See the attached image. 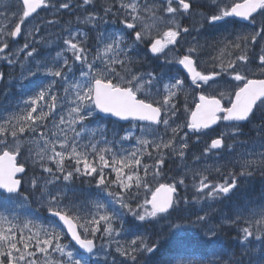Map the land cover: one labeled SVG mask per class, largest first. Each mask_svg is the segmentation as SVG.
<instances>
[{
    "label": "snow or ice",
    "instance_id": "1",
    "mask_svg": "<svg viewBox=\"0 0 264 264\" xmlns=\"http://www.w3.org/2000/svg\"><path fill=\"white\" fill-rule=\"evenodd\" d=\"M211 4L212 13L206 17L209 24L231 18L252 26L251 31L220 42L223 47L210 58L211 72L199 69V45L169 58L179 46L181 34L190 31L181 20L192 17V0H9L3 4L0 59L9 64L15 62L12 57L16 55L10 41L21 37L22 26L36 20L41 10L52 12L54 18L35 24L28 36L41 31L42 25L58 24L60 17L77 9L82 14L75 16L76 23L95 30L96 36L90 45L89 31L67 21L60 50L28 69L29 77L43 75L45 81L36 85L19 112L0 118V205L5 208L0 212V264H90L97 255L98 239L106 242L101 245L102 252L115 245L120 264H140L141 257L158 251L160 241L150 243L146 235L126 230L124 217L130 215L140 225L159 224L169 220L181 203H190L179 195L187 174L173 182L160 180L169 156L185 159L189 133L199 139L200 134L208 135V130L215 131L213 126L225 122L227 131L212 138L202 155L231 150L233 145L225 138L235 141L259 113L262 124L258 132L264 136V0H211ZM117 21L119 29L101 30L102 24ZM258 42L257 68L251 71L247 67L249 52ZM141 45L156 59L163 57L166 64L179 65L186 75L166 78L155 70H138ZM28 48L25 40L21 51ZM36 52L32 48L27 56ZM226 52L228 59H224ZM189 87L199 90L191 106L186 95ZM181 96L185 97L183 122L178 115ZM105 117L131 122V130L122 136L112 132L109 139L110 130L102 123ZM131 140L137 145L135 150H116L117 143L123 147V141ZM145 156L153 163H147ZM248 156L256 158L241 157L239 172L230 171V179L223 183H210L207 170H191L192 187L201 194L194 201L229 197L237 189V175L252 176L254 170H264V151L249 152ZM28 162L40 171L29 183L51 218L44 222L32 218L21 222L18 216L5 214L10 206L27 202V196L21 199V190ZM80 177L91 178L111 199L98 197L90 204L77 203L69 185ZM208 208L203 215L197 214L194 222L201 225V239L208 245L206 259L198 264H214L212 258L222 254L215 246L212 205ZM246 211L247 215L237 210L234 217L222 218L223 224L238 227L242 250L240 258L233 253L223 264H244V255L251 264L254 242L260 244L256 264H264V203L253 204ZM180 228V224H169L170 230ZM65 236L87 255L62 243ZM109 254L105 252L106 257Z\"/></svg>",
    "mask_w": 264,
    "mask_h": 264
},
{
    "label": "rangeland",
    "instance_id": "2",
    "mask_svg": "<svg viewBox=\"0 0 264 264\" xmlns=\"http://www.w3.org/2000/svg\"><path fill=\"white\" fill-rule=\"evenodd\" d=\"M196 1H199V0H196ZM209 1L211 3V0ZM6 2H9V0H0V9H2L3 4ZM77 14H82L79 9H77L74 14H65V15L67 16V18L70 17V20L72 21V24H73V20H75V16ZM207 16L209 15L201 16L200 20L198 19L196 15L193 17V22H196L199 25L205 24L204 29H203L204 31H199L196 35L192 37L190 36L185 37L184 41L181 42L180 47L186 52V50L192 45L201 46L199 55H202V57H200V60L198 59L199 66L201 63L200 69L205 72H211L214 69L212 67L213 61L210 58L212 56L217 55L218 49L223 47V44L220 42L223 41L225 37H227L228 39H233L236 34L251 31L252 26L249 25L247 21L238 22L231 18L226 22L220 21V22H217L215 25H213V24L208 23L206 19ZM51 18H54L52 12L44 10L42 13H40V16L38 19L32 21L31 24H27V27L23 26L22 40L18 42L10 41L11 52L16 53V55L12 57V59L15 61L13 64H9L7 63L6 60L0 59V73L3 74V79H0V118L12 112H19L24 107L23 101L32 94V91L36 87V85L41 83L42 81H45L46 78L43 75L29 77L28 69L34 68L37 62L48 58L50 55L54 56L55 52L60 50V47H62L61 38L65 35L62 29L65 27L66 22L69 20H65V19L61 20L60 18V22L54 26L42 25L41 31L34 33L33 36H28L27 33L33 28L35 24L40 23L44 19H51ZM259 20L260 18L257 19L258 23H259ZM75 22L76 20L74 21V23ZM4 23H5L4 18L0 17V25H3ZM73 27H79L82 31H89V44L91 45L95 42V36H96L95 30H92V31L90 29L88 30V28L82 24L81 25L77 24ZM100 27H101V30L112 31L115 29H119L121 25L117 21V23L115 24L110 22L107 25L102 24ZM216 38H219V39L216 40ZM25 40H27L29 44V48L21 51V49H23ZM141 46L142 48H145L144 45H141ZM32 48H36L37 52L34 54L33 57H28L27 52L30 51ZM259 52H260V43L258 42V44L249 52L251 63L247 67L251 71H256L257 66H255L254 64L258 63V60L256 59V54ZM2 55L3 54H0V56ZM67 55H70V54H67ZM175 55L176 54L174 53V51L170 52L169 58ZM140 56H141V61H144L150 58L149 53H147L146 50H141V49H140ZM224 59H228L227 52L224 55ZM179 70H180L179 65L171 64L170 66H168L165 63L160 68L159 73H163L165 77L167 78L168 76H172V75H180ZM215 70H218V69H215ZM251 71L249 72V74H251ZM180 76L183 77L182 74ZM186 95H187V101L189 100L191 103H194L196 99V95H195V91L193 87L188 88ZM181 97L182 99H180V102L183 105L185 102V97L184 96H181ZM178 115L180 116V122H183V120L186 118L185 114L181 111ZM102 123L106 124L108 129L110 130L109 137H108L109 139H112V132H116L122 136L126 131L131 130V124L125 126L122 129L115 125H108L109 122L107 120L106 121L103 120ZM261 124L262 122L259 120V116H257L255 120L252 121V123H250L247 126V128L245 127L242 128L241 135L235 141H233L231 138L226 137L225 138L226 143L233 145L231 150L224 149L220 151H214V153H209L207 156L202 155L203 152H197V151H195L194 153L190 152V154L186 155L183 161L180 160L179 158H178L179 160H177L176 158L168 157L167 159L169 161L172 160L175 163L177 161L179 162L178 164L172 167H168L166 169V172H169L167 173V176L171 178L169 181L173 182L175 180H178L180 177L185 176V174H187L186 179H185L187 180L188 178L192 177L191 170H199V171L207 170L206 174L208 175V177L211 175L219 176L220 174H224L221 177L222 181L224 182L225 180H229L230 171H234L236 173L239 172L240 169H239V165L237 161L241 157L254 159L256 157L248 156L249 152L264 151V149L261 148V144L264 143V136L260 135L258 132V129L261 126ZM185 131L187 130L185 129ZM226 131L227 129L223 128L221 133L226 132ZM136 134L137 135L139 134L138 130L136 131ZM195 135L197 134L189 133V139H188L189 145L191 143V140H194L197 146L202 145L204 149L207 146V144L210 143L209 133L208 135L200 134L199 139ZM122 146L123 147H121V143H117L116 150L123 151L126 149L128 151H132V150H135V148L137 147L134 140L123 141ZM196 156H200L201 159L196 160L195 159ZM144 159L147 163H149L150 161H151V164L153 163V161L151 159L149 160L147 156H145ZM169 165L171 166L172 164L169 163ZM27 166L33 169L31 162H28ZM217 168L220 169L219 172L216 171ZM173 171H175V174L172 176ZM225 171H229V172L225 173ZM37 172L40 173L39 169H37ZM260 172H264V170L256 169L254 170L253 175L248 176V177L237 175L236 177L237 178V189H234L233 192L229 195V197L218 199L219 201H216V202L208 201V200H201L202 203L201 202L195 203L194 199L187 198L190 203L187 205L181 203L179 206V209L176 212L178 214H181L180 216L173 215L171 216L169 220L161 221L159 224L149 225V226H154V227L157 226L160 234H162L164 238L168 239L171 237H176L180 239V241L182 242L190 243L188 245H192L193 248H199L201 252L203 253L202 256H199V257H197L198 253H195L194 257H191V256L185 257V255H181L176 264H198V262L204 261L206 259L204 254L208 251V245L199 244V240L195 236L194 238L188 237L185 240H181V238L189 234L190 229L188 228H191V227L201 228L203 232L201 225L194 223V222L196 221L197 214L203 215L205 211H209V208H208L209 204L212 205V209L210 211V218L212 220L213 225L216 226V230H217L218 227L214 222L215 218H212L215 213V209H216L215 204H219L221 202L225 207L228 208L222 212V214H224L221 217V221H222L223 217H234V213L237 210H244L245 215H247L246 210L249 207H252L253 204L260 205L261 203H264V178L263 179L261 178V180L259 181V185H260L259 192L255 191V189L259 185L255 186L252 183L254 180L253 176H255L256 174H259ZM35 174L36 173H33L31 176L25 179V187L30 191L32 189L30 187L29 181L33 178V176H37ZM191 179L193 180V178ZM198 179L199 177H197V182H198ZM90 180L91 178L89 177H80L72 181L71 184L69 185V187L75 192L74 199L77 201V203L88 202L90 204L92 200L98 197L103 198L105 201H108L111 199L107 197L105 193L100 192V190L97 189L95 182L92 180L90 181ZM160 180L163 182L162 176L160 177ZM62 183L63 182H61V184ZM192 184H193V181L190 182V185L192 188L191 190L196 192L195 189L192 187ZM55 187L56 186H52L53 190H55ZM180 188H182V186ZM238 188H240L241 190ZM243 189H244V192L242 195L243 196L242 202L234 201L233 200L234 196H236V194L238 193H241ZM69 195H72V194L70 193ZM23 196H27V195L22 194L21 199L23 198ZM180 196L182 198L186 197L184 193ZM38 200H40V202L35 201L36 205L38 206L37 211L34 209V207L30 204L29 200L27 199V202L24 203L22 206L20 204L10 206L7 209V212L5 214L16 215L19 217V220L21 222H23L25 219H28V218L38 219L40 222H44L43 214L41 213V211L43 210L47 211V208L43 206L41 199H38ZM113 207L119 210L118 205H114ZM0 212H5V208L3 206L0 207ZM124 221H125L124 228L126 230L134 229L133 231H136L142 234L145 232L144 235L146 234V236L148 235L147 237L150 238L151 233L149 231L148 233L145 227L143 225H140V223L138 221H135L134 218L131 217L130 215H126L124 217ZM173 221L174 222L176 221L175 224L181 225L180 230H176V229L170 230L169 229L168 225L173 223ZM131 223H134V224H131ZM119 224L120 222L116 221L117 227H119ZM128 224L130 227L129 226L127 227ZM138 224L140 225V228H141V229L139 228V230L137 229ZM223 225L231 227V229H234L232 231L235 232L234 241L236 242L235 243L233 242V243L234 245H236L237 242L239 244L240 233L238 231V227L236 225H229V224H223ZM131 226H134V227H131ZM165 226H168L167 232L166 230L163 229ZM240 226H243V220L240 221ZM167 234L171 236L166 237L165 235ZM219 238L218 237L215 238V246L219 250H222V254L212 258L214 264H223V261L230 259L232 257V254L234 253L233 251H230L227 249L228 247L226 246V242H225L226 240L225 239L219 240ZM97 241H98L97 242L98 244L97 255H95L94 257L90 259V264H114V262L115 264H120V260L122 258L119 257L118 254L115 252V245L113 244L110 247H106L105 251L102 252L100 251L101 245L105 244L106 242L99 240V239ZM62 243L69 245L70 249H75L71 245V243L66 239V237L63 239ZM254 244H255V250L251 253V255L253 256V258H251V264H256V260L258 259V253H259V248H260L259 242H254ZM239 245L238 247L239 249H241ZM185 251L187 252L188 250L186 249ZM196 251H198V249ZM105 252L110 253V254L107 255L106 257ZM224 253H226V255H224ZM146 258H149V257H146ZM246 263L250 264L249 256H247Z\"/></svg>",
    "mask_w": 264,
    "mask_h": 264
},
{
    "label": "trees",
    "instance_id": "3",
    "mask_svg": "<svg viewBox=\"0 0 264 264\" xmlns=\"http://www.w3.org/2000/svg\"><path fill=\"white\" fill-rule=\"evenodd\" d=\"M260 114L259 113H257L256 114V117L257 116H259ZM168 162L169 161H167V164H166V162H165V164H164V166H163V168H162V172H163V175H162V177H163V181L164 182H170L169 180L171 179V178H169L168 176H167V173H169V172H166V169L168 168V167H172L173 165H169L168 164ZM179 162L177 161L174 165H176V164H178ZM176 171V170H175ZM175 171H173L172 172V176L175 174ZM33 173H36L35 175H37V176H39L40 175V173H38L37 172V169H34V170H32V171H28V173H27V175L28 176H30V174H33ZM254 177V180H253V183L254 184H257L258 185V180L259 179H261V178H263L264 177V172H260L259 174H256L255 176H253ZM218 178H220L219 176L218 177H213L211 180L212 181H214V182H217V179ZM218 182H220V180L218 179ZM259 187H260V185L255 189V191H257V192H259ZM23 193L25 194V195H27L28 197H29V199H30V201H31V203H32V205L33 206H36V204H35V200L38 198V199H40V194L38 193V192H36V193H34L32 190L30 191V190H28L26 187L23 189ZM192 194V193H191ZM187 195H190V192H188V194ZM189 197H191V195L189 196ZM243 196L242 195H240V194H236V199L237 200H235V201H237V202H242V198ZM2 205H0V207H1ZM173 216V215H172ZM174 216H180V214H178V213H174ZM130 222V221H129ZM128 222V223H129ZM176 222V221H175ZM174 221H173V223H175ZM219 227H221V228H219ZM223 228V229H222ZM226 228L229 230H227V234L228 233H230V232H233L232 231V229H231V227H225V226H218V235H217V237L219 238V240H223V239H225L226 241V246L228 247L227 249L228 250H230V251H233L234 253H235V258H240L241 257V254H242V250H240L239 249V247H238V245L236 246V245H234L233 244V241H231V239L229 238V237H227L228 235H226ZM145 229L147 230V231H149L150 233H151V237L149 238V242L151 243V240H152V242H154V241H156V240H161V242H160V247H159V249H158V251L155 253V254H153V255H151L149 258H146V257H141L142 259H140V264H176V261H177V259H178V257L180 256V255H182L183 253H184V248L185 249H189L190 248V246H188V244H190V243H185V242H182V241H180V239H178V238H176V237H171V238H168V239H166V238H164V236L162 235V234H160V232H159V229L155 226V228H154V226H149V225H147L146 227H145ZM149 229V230H148ZM154 230V231H153ZM223 230V231H222ZM152 232H153V234H152ZM155 232V233H154ZM221 232V233H220ZM154 234H155V236H156V238H155V236H154ZM157 234V235H156ZM225 234V235H224ZM166 237H168V236H171V235H165ZM194 236L197 238V239H199V237H201L202 236V234L199 232V231H197L196 233H195V235H194V233L193 232H190L189 231V234L188 235H185V236H183L182 238H181V240H185V239H187L188 237H192V238H194ZM160 237V238H159ZM152 238V239H151ZM166 239V240H165ZM169 240V241H168ZM163 241H164V243H163ZM166 241H167V243H166ZM171 241V242H170ZM167 244V246H166V244ZM232 244H233V246H232ZM236 244H238V243H236ZM163 245V246H162ZM235 246V247H234ZM230 247V248H229ZM239 250H238V249ZM181 251V252H180ZM247 256L248 255H244L243 256V259H244V264H247L246 263V261H247ZM251 258H253V256L251 255ZM150 259H151V261H150ZM147 261V262H146Z\"/></svg>",
    "mask_w": 264,
    "mask_h": 264
},
{
    "label": "flooded vegetation",
    "instance_id": "4",
    "mask_svg": "<svg viewBox=\"0 0 264 264\" xmlns=\"http://www.w3.org/2000/svg\"><path fill=\"white\" fill-rule=\"evenodd\" d=\"M202 0H199V1H196V0H192V3H193V9L194 10H192V12H193V15H192V17H184L182 20H181V23L183 24V26H185V27H188L189 29H190V31L188 32V33H182L181 34V36L179 37V46L178 47H176L175 48V50H174V53L176 54V55H180V54H183V53H185V50H183L180 46V44H181V42H182V40H184V38L185 37H187V36H194V35H196L199 31H203V29H204V26H205V24H197L196 22H193V17L196 15L197 17H198V19L200 20V17L201 16H203V15H205V14H211V12H212V9H213V6H211L212 4L210 3V1L209 0H207V1H202ZM206 2V3H205ZM195 3H197V4H195ZM203 4V5H202ZM197 6V7H196ZM209 7V8H208ZM209 11H208V10ZM199 10V11H198ZM197 12V13H196ZM207 12V13H206ZM201 15V16H200ZM200 57H202V55H199V57H198V59L200 60ZM152 58H154V63L155 62H158L159 61V59H156L155 57H152ZM162 59H164L163 57H161ZM198 59H197V64H198V66H199V61H198ZM168 66H170L169 64H167ZM172 65H175V64H172ZM137 67V66H136ZM201 67V63H200V66H199V68ZM137 69L139 70V68L137 67ZM201 70V69H200ZM189 84H190V82H189ZM194 89V88H193ZM195 90V95H196V93H197V91H199V90H196V89H194ZM189 104H190V106L193 104V103H191L189 100L187 101ZM225 103H227V101H225ZM180 106H181V109H182V103L180 102ZM220 124H222V122L220 123ZM220 124H219V127H220ZM219 127H217V128H219Z\"/></svg>",
    "mask_w": 264,
    "mask_h": 264
},
{
    "label": "bare ground",
    "instance_id": "5",
    "mask_svg": "<svg viewBox=\"0 0 264 264\" xmlns=\"http://www.w3.org/2000/svg\"><path fill=\"white\" fill-rule=\"evenodd\" d=\"M202 1H204V0H202ZM201 1V2H202ZM206 3V2H205ZM195 4H197V3H195ZM203 5V4H202ZM211 6H213V5H211ZM197 7V6H196ZM209 8V7H208ZM194 10V9H193ZM208 10V9H207ZM199 11V10H198ZM209 11V10H208ZM197 13V12H196ZM207 13V12H206ZM212 13V12H211ZM201 16V15H200ZM67 17V16H66ZM61 18V17H60ZM204 31V30H203ZM215 39V38H214ZM219 38H216V40H218ZM260 120V119H259ZM195 151H193V153H194ZM190 154V153H189ZM173 159V158H172ZM167 161H169L168 159H167ZM169 163H171L173 166H174V164H175V162L174 161H169L168 162V164ZM226 172H229V171H225V173ZM248 177V176H247ZM82 180V179H81ZM91 181V180H90ZM78 182V181H77ZM85 182V181H84ZM241 182H243V181H241ZM79 183H80V181H79ZM248 185V184H247ZM83 188H85V187H83ZM95 189V188H94ZM238 189H240V188H238ZM85 190V189H84ZM241 190V189H240ZM239 192V191H238ZM243 192H244V189L242 190V192L241 193H238V194H240V195H243ZM237 193V192H236ZM230 200V199H229ZM235 201V200H234ZM233 202V201H232ZM224 205L220 202L219 204H215V213H214V215H213V217L212 218H216V217H218V216H220V215H222V212L224 211ZM227 208V207H226ZM132 220V219H131ZM215 220V219H214ZM128 221V220H127ZM215 222V221H214ZM125 224V223H124ZM127 224V223H126ZM131 224H134V223H131ZM129 226V224L127 225V227ZM220 226V225H219ZM125 227V226H124ZM130 227V226H129ZM131 227H134V226H131ZM219 228H221V227H219ZM138 230H139V228H137ZM141 229V228H140ZM144 229V228H143ZM218 229V228H217ZM223 229V228H222ZM134 230V229H133ZM136 230V229H135ZM149 230V229H148ZM227 228H226V235H228L227 237H230V239H231V241H233L234 243L236 242V241H234V234H235V232H230V233H228L227 234ZM232 230H234V229H232ZM147 231V230H146ZM218 231V230H217ZM223 231V230H222ZM229 231V230H228ZM148 232V231H147ZM145 233V232H144ZM143 233V234H144ZM149 233V232H148ZM155 233V232H154ZM218 233V232H217ZM221 233V232H220ZM152 234H153V232H152ZM146 235V234H145ZM157 235V234H156ZM194 235H195V233H194ZM218 235V234H217ZM225 235V234H224ZM148 236V235H147ZM150 236V235H149ZM154 236H155V234H154ZM151 237V236H150ZM155 238H156V236H155ZM160 238V237H159ZM202 238V237H201ZM200 237H199V244H201V245H204L205 243L202 241V239H201ZM152 239V238H151ZM166 240V239H165ZM217 240V239H216ZM169 241V240H168ZM98 242V241H97ZM151 242H152V240H151ZM160 242H161V240H160ZM171 242V241H170ZM163 243H164V241H163ZM166 243H167V241H166ZM165 243V244H166ZM196 243V242H195ZM225 243V242H224ZM233 243V244H234ZM238 243V242H237ZM197 244V243H196ZM198 244V245H199ZM233 244H232V246H233ZM161 245V244H160ZM239 245V244H238ZM163 246V245H162ZM166 246H167V244H166ZM236 246H237V244H236ZM240 246V245H239ZM202 247V246H201ZM205 247V246H204ZM203 247V248H204ZM235 247V246H234ZM206 248V247H205ZM230 248V247H229ZM238 249V248H237ZM188 251L186 252V251H184V253L182 254V255H186L189 251H191V249H187ZM239 250V249H238ZM241 250V249H240ZM181 252V251H180ZM181 256V255H180ZM180 256L178 257V259L180 258ZM142 259V258H141ZM150 261H151V259H150ZM147 262V261H146ZM248 264V263H247Z\"/></svg>",
    "mask_w": 264,
    "mask_h": 264
},
{
    "label": "water",
    "instance_id": "6",
    "mask_svg": "<svg viewBox=\"0 0 264 264\" xmlns=\"http://www.w3.org/2000/svg\"><path fill=\"white\" fill-rule=\"evenodd\" d=\"M106 118H109V117H106ZM112 119H114V120H116L115 118H112ZM121 122H123V123H127L126 121H121ZM214 127V126H213ZM70 238V237H69ZM71 239V238H70ZM74 244H75V242L74 241H72ZM77 248H78V246H77ZM79 249V248H78ZM81 252H83V250H81V249H79ZM84 253V252H83Z\"/></svg>",
    "mask_w": 264,
    "mask_h": 264
}]
</instances>
